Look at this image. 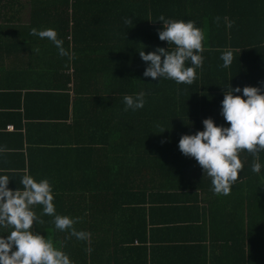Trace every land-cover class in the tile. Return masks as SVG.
Returning a JSON list of instances; mask_svg holds the SVG:
<instances>
[{"label":"trees","instance_id":"obj_1","mask_svg":"<svg viewBox=\"0 0 264 264\" xmlns=\"http://www.w3.org/2000/svg\"><path fill=\"white\" fill-rule=\"evenodd\" d=\"M4 1L0 33L52 28L64 33L70 53L32 71L55 82L49 94L64 97L67 140L63 153L52 142L28 174L47 178L56 214L79 217L73 227L90 235L56 229L41 205L33 206L40 222L31 230L50 237L72 264H264V168L252 171L254 161L264 165V152L240 151L238 179L217 195L178 149L205 118L228 126L220 114L228 84L264 90V0H18L31 6L27 27L4 20ZM161 15L196 21L203 32V63L191 85L143 76L138 51L168 48L158 38ZM229 50L225 68L220 57ZM139 92L144 107L125 111L123 96Z\"/></svg>","mask_w":264,"mask_h":264},{"label":"clouds","instance_id":"obj_2","mask_svg":"<svg viewBox=\"0 0 264 264\" xmlns=\"http://www.w3.org/2000/svg\"><path fill=\"white\" fill-rule=\"evenodd\" d=\"M157 20L162 22L158 38L166 41L168 48L157 47L147 53L144 48L138 51L142 61L146 62L143 76L191 85L196 76L195 70L203 63L202 30L193 20L166 19L163 15ZM124 22L133 24L130 17H126ZM31 34L51 41L59 55L70 54L63 47V41L57 38L55 29L32 28ZM220 58L222 67L227 68L233 60V54L230 50L225 51ZM186 62L190 64L186 65ZM226 89L220 114L228 126L217 125L212 118H205L202 121L203 130L184 134L178 141L180 152L194 158L203 176L211 178V190L217 195H228L238 179L243 168L240 151L246 150L255 157L264 152V90L256 86H244L241 89L240 86L231 87L229 84ZM145 95L144 92L124 95V110L142 109L146 103ZM262 168L264 165L260 162H253L254 173H260ZM9 181V175L0 174V227L11 228L6 235L0 234V264H72L69 256L56 247L50 237L31 230L34 222H40L33 206L41 205L44 214L53 216L56 229H67L77 239L87 240L89 233L77 231L73 227L80 218L56 214L53 189L47 178L37 180L24 173L20 179L22 187L15 189L8 187Z\"/></svg>","mask_w":264,"mask_h":264},{"label":"crops","instance_id":"obj_3","mask_svg":"<svg viewBox=\"0 0 264 264\" xmlns=\"http://www.w3.org/2000/svg\"><path fill=\"white\" fill-rule=\"evenodd\" d=\"M4 3L8 8L4 20L27 27L31 6H22L18 0ZM21 7L24 10L20 12ZM63 35L57 33V38L68 50ZM40 56L48 62L40 61ZM50 60H64L51 41L31 33H0V174L9 175V185L15 187L20 186L21 176L29 173L30 165L44 161L52 142L57 141L62 153L65 151L64 97L49 94L57 90L55 82L48 76L41 80L32 72L43 69ZM52 124H58L59 129L54 132ZM10 125L14 129H9Z\"/></svg>","mask_w":264,"mask_h":264},{"label":"built area","instance_id":"obj_4","mask_svg":"<svg viewBox=\"0 0 264 264\" xmlns=\"http://www.w3.org/2000/svg\"><path fill=\"white\" fill-rule=\"evenodd\" d=\"M8 128H9V129H14V127H13L12 125H10Z\"/></svg>","mask_w":264,"mask_h":264}]
</instances>
